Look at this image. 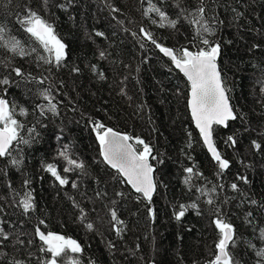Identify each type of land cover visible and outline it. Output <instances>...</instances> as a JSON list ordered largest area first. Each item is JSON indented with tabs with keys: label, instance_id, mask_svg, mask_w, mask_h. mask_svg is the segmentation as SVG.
<instances>
[{
	"label": "trees",
	"instance_id": "16d2710c",
	"mask_svg": "<svg viewBox=\"0 0 264 264\" xmlns=\"http://www.w3.org/2000/svg\"><path fill=\"white\" fill-rule=\"evenodd\" d=\"M151 3L177 19L176 27H161L155 13L145 16L149 0H0V26L29 52L36 49L21 58L0 48V78L11 81L0 85V97L15 105L16 119L24 126L20 135L30 140L14 143L11 155L0 158V227L10 234L0 248V264H40L46 259L49 254L40 251L37 227L76 240L83 249L76 254L80 264H209L219 239L213 223L216 209L235 229L229 250L236 264L261 261L256 253L264 249L259 238L264 229V0H204L207 16L223 21H213L216 31L208 39L221 45L217 64L237 117L224 129L213 127L215 146L230 162L221 175L189 117L187 80L140 28L176 51H197L204 45L179 17L177 0ZM196 6L197 0H183L182 7ZM29 9L66 45L59 67L39 59L48 53L17 22ZM13 67L24 77L16 76ZM45 89L57 105L55 115L39 114L37 105L47 104L39 95ZM21 108L27 115L20 114ZM97 122L131 137L137 152L143 151L137 138L151 148L156 192L150 203L102 158L94 131ZM31 128L35 132L30 133ZM229 136L235 145L227 142ZM65 148L83 169L63 171L69 167L59 155ZM13 158L22 163L12 165ZM49 163L68 184L60 185L45 171ZM187 167L202 173L193 175L190 185L184 182ZM238 176L247 177L248 183ZM232 183L240 190L233 191ZM213 186L215 193L210 191ZM201 188L208 194L202 195L197 190ZM26 192L35 203L27 214L18 203ZM181 204L187 210L177 220Z\"/></svg>",
	"mask_w": 264,
	"mask_h": 264
},
{
	"label": "snow or ice",
	"instance_id": "6c2138e0",
	"mask_svg": "<svg viewBox=\"0 0 264 264\" xmlns=\"http://www.w3.org/2000/svg\"><path fill=\"white\" fill-rule=\"evenodd\" d=\"M44 3L47 4V0H44ZM182 4L183 0H177L176 6L179 9V17L186 20L188 24L193 27L195 35L200 38V43L204 45V47L199 48L197 51H191L188 48L176 51L158 44L151 33L144 28H140V32L147 39L151 40L160 52L169 57L175 67L179 69L190 82L191 92L188 106L191 109L192 119L195 122L196 128L199 130L203 143L211 153L212 159L218 165V175H221L229 168L230 162L222 157L215 146L213 140V126L223 125L227 127V122L229 120L237 119L229 102V89L225 86L217 64L218 57L221 54V45L219 43L210 42L208 39V36L214 35L216 31L213 26V21L216 23H223V21H216L215 15L211 18L207 16L208 9L204 0H197V6L191 10L182 7ZM59 7L64 8L65 5H59ZM114 11L118 10L114 9ZM149 13H155L159 17L161 27L169 26L175 28L178 23L177 19H170L161 8L153 5L151 0H149V7L144 11V15L148 16ZM17 22L21 25L23 30L29 34L30 37L34 38L44 51L48 53L47 57L39 56V59L46 64L54 63L59 67L66 56V45L56 36L52 26L30 9L23 18L18 17ZM153 23H156V21H153ZM96 35L102 36L103 33L97 32ZM0 48L21 58L36 51L35 48H32L31 52L26 50L19 39L9 34L6 26H0ZM99 55L103 58L105 53L101 51ZM11 70L16 76L24 77V73L19 67H13ZM73 71L79 72V69L74 68ZM93 71H95L94 66ZM10 82L11 81L6 77L0 78V85H9ZM39 83L43 84L44 79H41ZM262 91H264V89H262ZM39 95L47 101L46 105H37L40 116L45 115L46 112H51L54 115L57 114V105L53 102L49 90L45 89L39 92ZM20 114L27 115V112L25 109L21 108ZM23 127V124L16 119L15 105H10L7 99L0 97V158L11 155L14 143H30L29 139H25L20 135ZM94 131L96 132L104 161L113 169H116V171L126 179V182L131 185L135 192L139 193L150 203L156 184L153 177L154 169L149 163V156L152 151L149 145L137 138L136 142L143 145V151L137 152L133 145L129 143V140L132 139L131 137L114 132L111 128H105L104 125L99 122L95 124ZM29 132H35V128L29 129ZM227 142H230L232 145L236 143L232 136L227 138ZM252 146L256 150H261L262 148V145L256 141L252 142ZM59 155L63 157L69 165V167L63 169L64 172L72 171L73 168H84L82 162H78L68 155L67 148L60 152ZM152 158L155 159V157ZM21 163L20 160L15 158L11 160V164L17 167ZM45 171L50 173L60 185L69 183L67 178L60 175L54 164H47L45 166ZM184 171L188 174L184 182L189 185L191 184L193 175H202V173H194L193 167H187ZM237 179L242 180L245 184L248 183V178L245 176H238ZM23 183L27 185L29 181L25 180ZM72 187L76 188L77 185L73 183ZM219 187L222 188L223 185ZM230 187L233 191L240 190L236 183H232ZM197 190L202 195L208 194L203 188ZM210 191L215 193L216 186H213ZM117 195H122V193H117ZM250 202L252 204L256 203L255 200ZM18 203L25 214L35 208L31 192L24 193ZM207 203L211 205L214 201L209 198ZM191 207L195 208L196 205L192 204ZM186 210V206L181 204L179 206V211L175 214V218L177 220L181 219V217L185 215ZM0 211H2V209H0ZM219 212L220 210L216 209L217 216L213 221L219 232V239L215 245L216 253L214 258L209 261V264H236L229 250L230 246L235 244V229L232 224L227 223L219 215ZM81 213H83V209H81ZM149 215H153L151 209H149ZM251 215L252 213L249 212L248 216L250 217ZM111 217L114 221L117 220V215L114 210L111 212ZM81 219H84L83 215ZM40 223L43 224L44 221H40ZM249 223H251V221H249ZM87 228L91 230L93 225L89 223L87 224ZM117 232L119 233V229H117ZM35 235L41 242L40 251L49 254L40 264H80V260L76 254L82 253L83 249L76 240L51 232L45 233L41 231L39 227L35 229ZM259 238L264 240V229H260ZM9 240L10 234L6 232L3 227H0V248L4 246L5 241ZM17 243L22 245L24 241L18 240ZM28 243L31 244L32 241L29 240ZM256 254L258 257L262 258L259 264H264V249L258 250ZM30 255L31 253H29V256ZM9 264H25V261L12 260L9 261Z\"/></svg>",
	"mask_w": 264,
	"mask_h": 264
},
{
	"label": "water",
	"instance_id": "95a60500",
	"mask_svg": "<svg viewBox=\"0 0 264 264\" xmlns=\"http://www.w3.org/2000/svg\"><path fill=\"white\" fill-rule=\"evenodd\" d=\"M164 55V54H163ZM165 56V55H164ZM165 57H167V56H165ZM167 58H169V57H167ZM170 59V58H169ZM171 60V59H170ZM174 65V64H173ZM175 66V65H174ZM177 69V68H176ZM178 71H179V69H177ZM180 72V71H179ZM181 73V75L187 80V78L184 76V74L182 73V72H180ZM187 82H188V85H189V90H188V98H187V110H188V113H189V117H190V119H191V122H192V124H193V127L197 130V132L199 133V130L196 128V126H195V122L193 121V119H192V115H191V109L189 108V106H188V101H189V99H190V92H191V86H190V82L187 80ZM229 102H230V100H229ZM231 104V103H230ZM230 121V120H229ZM228 121V122H229ZM228 122H227V125H228ZM214 126H217V127H220V128H226L225 126H223V125H214ZM213 126V127H214ZM114 132H117V131H115V130H113ZM117 133H119V134H121V135H123L122 133H120V132H117ZM199 135H200V133H199ZM200 138H201V140H202V143H203V139H202V137H201V135H200ZM129 143H131L130 141H129ZM132 144V143H131ZM133 145V144H132ZM203 145H204V147H205V149L207 150V152H208V154L211 156V153L208 151V149H207V146L203 143ZM134 147V146H133ZM135 149V148H134ZM136 150V149H135ZM100 153H101V151H100ZM102 156V155H101ZM212 157V156H211ZM102 158H103V156H102ZM149 163H150V160H149ZM151 164V163H150ZM108 165V164H107ZM110 166V165H109ZM111 167V166H110ZM153 167V166H152ZM112 168V167H111ZM113 169V168H112ZM153 169H154V167H153ZM116 170V169H115ZM153 177H154V171H153ZM123 179L126 181V179L123 177ZM154 182H155V179H154ZM128 184V183H127ZM156 184V183H155ZM129 185V187L135 192V190L131 187V185L130 184H128ZM155 192H156V187H155V191L153 192V195L155 194ZM150 264H154V263H150Z\"/></svg>",
	"mask_w": 264,
	"mask_h": 264
}]
</instances>
